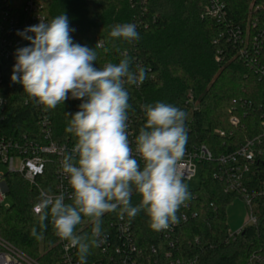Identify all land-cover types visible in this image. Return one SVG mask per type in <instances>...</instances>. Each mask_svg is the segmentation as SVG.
Wrapping results in <instances>:
<instances>
[{"label":"trees","instance_id":"obj_1","mask_svg":"<svg viewBox=\"0 0 264 264\" xmlns=\"http://www.w3.org/2000/svg\"><path fill=\"white\" fill-rule=\"evenodd\" d=\"M26 1L0 0V13L5 9L12 13L22 11ZM44 1L49 22L64 13L70 27L75 29L71 33L73 42L95 50L97 67L118 64L128 56L133 68L138 64L149 70L141 86H127L128 118L132 119L136 137L146 124L143 106L157 102L174 105L186 113V148L206 145L214 157L233 152L246 140L264 134L260 108L264 102V81L249 61L236 56L237 45L228 39L231 31L205 16L200 0ZM224 1L228 8L227 21L233 25L245 24L253 3L264 9V0ZM123 23L137 26L138 40L129 43L110 36L112 28ZM18 37L19 48L29 46L27 40ZM14 65L6 62L3 66L0 98L6 102V108L0 115L6 119L0 120L1 127L7 132L29 131L30 138L36 140L33 130L38 127V114L46 109L54 138L63 141L70 137L72 133L66 128L77 100L69 94V98L55 109L26 105L27 93L22 84L11 81ZM235 100L240 106L236 107ZM244 101L248 102L246 109L241 108ZM242 111L249 113L244 116ZM233 114L241 118L238 127L230 122ZM217 130L223 131L225 136L217 134ZM219 167L217 161L200 163L201 182L196 189L189 190L192 199L179 209V223L171 227L173 231L169 229L176 242L174 247H170V238L164 232L151 229L145 211L134 218L124 215L132 224V237L145 264L147 259L167 264L170 253L174 258L197 259L198 264H249L254 254L264 256V197H257L259 223L246 227L235 241H229L227 209L238 196L226 193L224 183L214 178ZM5 179L12 203L9 208L0 204V235L39 264H57L61 250L50 218L45 222L43 239L37 240L31 235L33 227L40 231L33 211L41 196L39 188L30 185L20 174L7 173ZM49 180L54 183L55 176L51 177L47 170L37 183L47 190ZM246 185L252 192L264 188V156L256 161ZM131 203L133 206L141 203L135 190ZM118 214L119 209L106 213L102 222L109 224ZM183 215L188 216L187 221L182 220ZM91 228V223L85 219L77 230L90 234ZM88 256L90 259L103 258L99 248H92Z\"/></svg>","mask_w":264,"mask_h":264},{"label":"clouds","instance_id":"obj_2","mask_svg":"<svg viewBox=\"0 0 264 264\" xmlns=\"http://www.w3.org/2000/svg\"><path fill=\"white\" fill-rule=\"evenodd\" d=\"M136 27L117 24L110 36L131 43L139 39ZM73 31L62 13L18 33L29 46L17 49L11 81L22 84L24 92L47 109L62 105L69 94L82 101L66 128L77 142L62 161L72 202L42 192L33 209L40 231L33 227L31 235L43 239L51 218L56 236L67 242L66 248L77 249L79 264H87L90 250L106 242V213L119 209L121 218H134L145 211L151 229L161 232L179 223L177 213L192 195L179 170L187 144L186 113L164 102L143 106L146 124L136 137L134 154L127 86L139 87L149 70L138 64L133 68L128 56L118 64L97 67L95 50L74 43ZM134 190L141 197L138 206L131 203ZM85 219L92 225L90 234L76 231Z\"/></svg>","mask_w":264,"mask_h":264},{"label":"built area","instance_id":"obj_3","mask_svg":"<svg viewBox=\"0 0 264 264\" xmlns=\"http://www.w3.org/2000/svg\"><path fill=\"white\" fill-rule=\"evenodd\" d=\"M204 15L215 19L231 31V37L237 45L236 56L249 61L255 68L256 74L264 81V9L261 5L253 3L247 12L245 24L233 25L227 20L228 8L224 0H200ZM42 22H49L45 11L44 0H27L22 11L12 13L5 9L0 13V84L4 81L3 66L6 62L16 63V51L20 47L18 33L26 28ZM141 86V85H140ZM26 105H36L43 107L34 98L26 95L24 99ZM81 100H77L74 106L73 115L79 110ZM236 107L240 106L235 100ZM241 108L246 109L248 102L241 103ZM251 107V104L249 105ZM247 107V108H249ZM6 102L0 98V111L5 110ZM261 123L264 128V102L260 105ZM246 116L249 112L242 111ZM5 120V116L0 115V120ZM38 127L33 130L37 139L29 136V131L18 132L12 130L5 131L0 125V166H5V171L0 172V204L6 208L10 207L7 201L9 188L6 183L7 173L20 174L30 185L37 186L40 194L45 192L53 197L63 195L65 202L71 200L72 189L68 183L67 176L62 172V161L65 155L72 153L76 144V138L72 134L63 141L54 138V130L51 118L46 109L38 114ZM233 126L241 124L238 114H233L230 118ZM128 134L133 153L136 148V134L132 126V119L128 118ZM220 136H225L221 130L216 131ZM264 134L246 140L238 149L233 152L214 157L213 153L206 145L186 148L183 159L179 162V170L183 174L184 182L192 180L200 171V163L217 161L219 171L214 178L225 185V192L236 194L241 197L251 211L250 221L235 233L229 232V241H235L248 226L257 225L260 220V210L257 197H264V188L258 191H250L246 185L248 175L251 173L258 159L264 156L263 149ZM139 159V157H137ZM143 167V161H140ZM50 170L51 177L55 176V182L50 180L48 189L41 188L37 179L45 175ZM183 221L188 220L187 215L182 216ZM50 223L53 226L50 218ZM108 225L110 228H108ZM176 224L174 225V227ZM54 228V226H53ZM102 228L106 233V242L99 248L103 255L101 259L87 258V264H145L142 253L138 249L132 237V224L125 216L121 218L118 214L109 224L102 222ZM80 233V230H76ZM173 231V228H170ZM170 231H162L167 238H170V247H174L176 242L170 236ZM56 235V234H55ZM57 237V236H56ZM66 241L57 237V245L61 250L60 259L57 264H79L76 248H66ZM153 252H156L153 249ZM167 264H198L197 259L174 258L168 254ZM0 264H39L28 254L0 235ZM146 264H162L160 261L153 262L147 259ZM249 264H264V256L254 254Z\"/></svg>","mask_w":264,"mask_h":264},{"label":"rangeland","instance_id":"obj_4","mask_svg":"<svg viewBox=\"0 0 264 264\" xmlns=\"http://www.w3.org/2000/svg\"><path fill=\"white\" fill-rule=\"evenodd\" d=\"M5 169V166H0V172L5 171ZM200 182L201 176L199 171L195 178L186 183L188 185V190L196 189L199 186ZM6 202L11 205L12 199L8 197ZM250 218L251 211L246 202L241 197L235 198L227 209V223L229 232H237L250 221Z\"/></svg>","mask_w":264,"mask_h":264}]
</instances>
